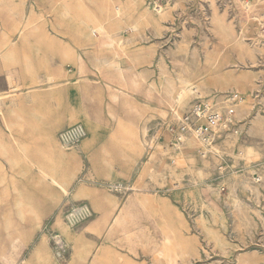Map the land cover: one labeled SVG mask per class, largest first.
<instances>
[{
    "label": "rangeland",
    "instance_id": "374dc122",
    "mask_svg": "<svg viewBox=\"0 0 264 264\" xmlns=\"http://www.w3.org/2000/svg\"><path fill=\"white\" fill-rule=\"evenodd\" d=\"M263 162L264 0H0V264H264Z\"/></svg>",
    "mask_w": 264,
    "mask_h": 264
},
{
    "label": "built area",
    "instance_id": "2783aa9c",
    "mask_svg": "<svg viewBox=\"0 0 264 264\" xmlns=\"http://www.w3.org/2000/svg\"><path fill=\"white\" fill-rule=\"evenodd\" d=\"M229 99L231 104H236L237 99ZM238 123L235 120V109L228 108L226 111L214 109L208 100H198L182 115L176 125L170 127L176 141L194 138L201 143L199 152L205 155L206 149L218 143L228 131L237 132ZM82 132L80 126L71 128L64 134L65 138L75 140ZM264 164V162L262 163ZM255 182L260 184L264 175L255 174ZM177 187V184L174 185Z\"/></svg>",
    "mask_w": 264,
    "mask_h": 264
},
{
    "label": "bare ground",
    "instance_id": "6f19581e",
    "mask_svg": "<svg viewBox=\"0 0 264 264\" xmlns=\"http://www.w3.org/2000/svg\"><path fill=\"white\" fill-rule=\"evenodd\" d=\"M42 172H43V170H42ZM43 174L45 175V177L49 178L54 184L60 186L61 189H63L65 192H67V191L64 189V187H62V186L58 183V181H57L55 175H50V174H48L46 171H45ZM56 242H58V244L61 246V241H60V240H57Z\"/></svg>",
    "mask_w": 264,
    "mask_h": 264
},
{
    "label": "crops",
    "instance_id": "0c3cea01",
    "mask_svg": "<svg viewBox=\"0 0 264 264\" xmlns=\"http://www.w3.org/2000/svg\"><path fill=\"white\" fill-rule=\"evenodd\" d=\"M41 172V171H40ZM42 173V172H41ZM43 174V173H42ZM44 175V174H43ZM45 176V175H44ZM56 176V179H57V181H58V183L62 186V187H64V189L68 192V189L61 183V181H60V179L57 177V175H55ZM47 178V177H46ZM51 181V180H50ZM52 182V181H51ZM53 183V182H52ZM54 184V183H53ZM177 184V187H179V184L178 183H176ZM54 185H56V184H54ZM174 185L175 184H173V187L172 188H177V187H174ZM56 186H58V185H56ZM60 187V186H59ZM63 190V189H62ZM64 191V190H63ZM65 192V191H64Z\"/></svg>",
    "mask_w": 264,
    "mask_h": 264
}]
</instances>
